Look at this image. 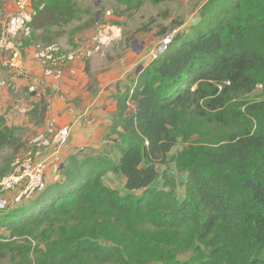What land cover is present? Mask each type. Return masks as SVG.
<instances>
[{"label": "trees", "instance_id": "trees-1", "mask_svg": "<svg viewBox=\"0 0 264 264\" xmlns=\"http://www.w3.org/2000/svg\"><path fill=\"white\" fill-rule=\"evenodd\" d=\"M33 9L35 41L74 14L71 0ZM199 15L116 93L97 154H69L42 190L0 210V262L264 264V98L242 100L264 89V0H208ZM180 139L182 200L166 171L154 187ZM109 173L124 193L104 182Z\"/></svg>", "mask_w": 264, "mask_h": 264}, {"label": "rangeland", "instance_id": "rangeland-1", "mask_svg": "<svg viewBox=\"0 0 264 264\" xmlns=\"http://www.w3.org/2000/svg\"><path fill=\"white\" fill-rule=\"evenodd\" d=\"M33 1L29 0L27 6L32 14L34 12ZM207 1L71 0L74 4L72 19L52 26L49 34H45L41 30L37 31L43 37L49 38L47 40L49 42L39 38L36 39L37 41L33 40L31 32V43H40L43 46L54 44L61 51L73 54L69 63L57 67L62 73L57 87H52L53 82L50 81V78L46 82L44 80V83L39 86L38 95L35 92H30L27 88V84L34 76L31 64H37L41 71L39 64L30 58L32 52L30 48L22 51L15 61L19 65L18 67H23L22 74H17L13 70L15 66L12 65L11 50L2 51L0 48V117L3 119L0 121V133L10 136V143L0 146V178L3 176L1 175L3 171H7V169L8 172L10 171L11 163L17 156H23L29 151L34 153L38 148L42 153H47L51 149L50 141L49 145L40 148L36 146L37 142L34 140L38 135L46 137L47 124L50 121L55 123L56 128L63 126L56 121L55 115L49 116L48 110H52L51 105L55 106L52 102L54 97L64 100V94L59 87L62 85V80L69 75L73 76L72 71H75L76 77H80L81 83H85L86 91L92 90L94 86L100 84L104 85L103 87L121 86L122 88L123 84L128 82L131 74L141 71L147 63L162 53L178 32H188V28L199 20L201 8ZM16 6L15 0H0V39L10 16L16 10ZM177 42H173L169 48ZM34 74L38 75L40 72ZM110 75H113L111 79ZM13 78L22 81V84L15 85L11 80ZM101 80L105 81L101 82ZM263 98L264 89L256 87L251 93L244 95L242 100ZM38 106L40 108L33 112V108ZM42 107H45L43 112ZM104 136L105 133L97 139L94 138L91 145L78 146L79 148L73 149L75 152L72 154H97L108 143ZM186 144L181 139L178 140L168 155L167 163L157 166L159 176L154 182V187L161 188L162 173L166 171L167 175L176 181L173 194L180 200L184 197V186L181 181L185 180V175L175 168L173 156ZM65 146L60 149V154ZM60 154L57 165L55 164L56 170L49 167L52 163L45 170L46 177L50 176V179L47 180L49 183L53 180L54 172L56 174L60 162L63 160L60 158ZM123 181L121 175L105 176L104 178L107 185H114L121 193L125 192ZM16 205L10 199L8 207ZM0 231L2 230L0 229ZM99 240L103 244L107 243L106 240ZM190 254L188 251H180L176 253V258L185 260L189 258ZM7 260L6 258L2 259L0 264H7ZM36 261L37 258L33 254L28 264H34Z\"/></svg>", "mask_w": 264, "mask_h": 264}, {"label": "built area", "instance_id": "built-area-1", "mask_svg": "<svg viewBox=\"0 0 264 264\" xmlns=\"http://www.w3.org/2000/svg\"><path fill=\"white\" fill-rule=\"evenodd\" d=\"M28 2L29 0H15L16 10L13 11L7 22V27L4 28L5 31L0 39V48L2 51L11 50L12 65L16 67L13 70L17 74H22L24 70L23 67H18L19 65L15 61L22 51L30 48L32 51L30 58L39 64L41 75L33 73L34 76L27 84V88L30 92H35L38 95L39 86L44 83V80L46 82L50 78V81L53 82L52 87H57V82L62 77V73L57 67L69 63L73 54L61 51L54 44L43 46L40 43H31L32 28L30 23L33 14L27 8ZM47 125L46 137L38 135L34 142H37L35 145L41 148L49 145L50 141L51 149L47 153H42L41 149L38 148L34 153L29 151L23 156H17L11 163L10 171L0 178V210L9 208L10 199L15 204L21 203L22 200L31 198L45 187V170L50 163L57 164L59 151L67 144L70 136V128L67 125L56 128L53 121ZM46 154L49 155L43 158L42 155L45 156ZM47 161L49 162L47 163Z\"/></svg>", "mask_w": 264, "mask_h": 264}, {"label": "crops", "instance_id": "crops-1", "mask_svg": "<svg viewBox=\"0 0 264 264\" xmlns=\"http://www.w3.org/2000/svg\"><path fill=\"white\" fill-rule=\"evenodd\" d=\"M31 68L34 73L40 72L38 65L35 63L31 64ZM72 73L73 76L71 75L70 77L69 75L62 80V85L59 87L64 94V100L60 97H54V101L52 102L55 106L51 105L50 108L52 110H48L50 117L55 115L56 117L54 118H56V121L60 122L62 125H67L70 128L68 144L63 148L60 154V158L63 159L61 162H63L65 157L69 154L75 152L73 149L78 146L84 147L88 144L91 145V141L94 138L97 139L102 134H106L109 131L110 126L115 120V95L116 93H121L125 85L124 83L122 88L121 86L115 88L113 86H106V88L103 87L104 85L100 84L94 86L92 90L86 91L84 89L85 83L80 82V77H76L77 75L75 74V71H72ZM111 76L113 75H110V79L112 78ZM11 80H13L12 82L15 85L22 84V81H18L14 78ZM103 81L105 80H101V82ZM82 99L84 100L82 101ZM48 155L49 154H46L45 156L42 155V157L46 158ZM49 167L56 170L55 164H53V166L51 164ZM58 174L59 172L57 170L56 174L54 172V177ZM112 175L118 174L109 173L106 176L111 177ZM49 179L50 176L46 177V183L49 182L47 181ZM108 186L119 190L114 185Z\"/></svg>", "mask_w": 264, "mask_h": 264}]
</instances>
